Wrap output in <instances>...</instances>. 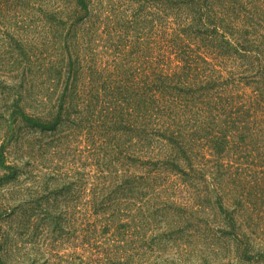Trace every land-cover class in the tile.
Here are the masks:
<instances>
[{
	"label": "trees",
	"instance_id": "obj_1",
	"mask_svg": "<svg viewBox=\"0 0 264 264\" xmlns=\"http://www.w3.org/2000/svg\"><path fill=\"white\" fill-rule=\"evenodd\" d=\"M122 1L98 51L92 0H0V264L41 234L51 264H264V0ZM86 178L97 217L62 233Z\"/></svg>",
	"mask_w": 264,
	"mask_h": 264
},
{
	"label": "rangeland",
	"instance_id": "obj_2",
	"mask_svg": "<svg viewBox=\"0 0 264 264\" xmlns=\"http://www.w3.org/2000/svg\"><path fill=\"white\" fill-rule=\"evenodd\" d=\"M127 5L128 4L122 0H92L91 15H93L94 20H96L95 22L96 25L94 27V30L88 31V35L87 33H85L84 35H85V38L87 39L95 38L94 44L98 46V51H103V48L106 46V44H108L105 33H102L103 29L105 28V25L102 19L106 18L105 16L110 17V19L107 20V23L109 20L110 21H114L115 19L122 20L126 15L131 13L130 11H126ZM109 24H111V22ZM150 32L151 31L149 30L148 35L150 34ZM123 42H127V40H124ZM249 91H251V89L248 88L247 92ZM82 147L83 146H81L80 148ZM69 152L67 153V155L69 154ZM64 156H66V154ZM84 156L85 154H80V152H77L76 156H73V158L70 155L68 157L66 156L67 159L65 161V169H69L70 167L75 166L77 167V170L80 172L84 173L85 171V173L90 172L88 173L90 175L95 174L97 172V167L95 165H89L86 168L82 166V162H84V159H85ZM206 157L210 158L211 156L208 153H206ZM57 159L58 157L54 159L56 160L54 164L62 168L61 163L57 162ZM88 162H90V159L87 161V163ZM131 171L134 174L139 173V170L137 169L135 171L134 167L133 169H131ZM86 182H87L86 190L84 189V191L81 194H79V198L77 199V201L76 200L74 201L73 211L70 209L68 211V216L65 217V219L63 220V224L65 225L68 223V227L63 228L64 231H62V233L67 232L69 227H70V231H68L67 233L75 232V230H78L80 226H82V224L84 228H86L87 225L93 223L97 217L95 215L91 216V211L87 210L89 208L86 205V202L91 199L90 188L93 185V179L86 178ZM181 196H185V193H182ZM127 201L122 202L124 207L128 210L127 217L130 219H132L133 217L134 219V217H136V215L138 214V211L136 210V208H138L140 204L137 203L133 205L134 204L133 200L131 202H127ZM61 206L64 208L66 205L65 203H61ZM145 209L146 207H144L143 210ZM72 213H73V216H71ZM160 218H161L160 216H157V224L154 226L155 228L152 233L153 236L159 234L161 232V229L164 226L163 220ZM124 220L125 219H123L122 222ZM40 232L42 233V231ZM90 235L93 238L92 240H96L97 242L96 244H102V245H103V242H106L108 240V236H109V234L106 236L102 235V233L100 232V229L96 230L95 233L93 234L90 233ZM39 236L40 237H36L35 239L36 246H33L32 244L34 243L26 240L25 237H22V238L16 237L14 239L16 242V246H15L16 252L18 254H28L29 258L33 259L34 249L35 250L40 249L41 255L35 262L32 261L31 262L32 264H51L55 261L57 262V260H54L53 258L50 259V256L46 254V250L48 249L46 248V245L43 241V235L41 234ZM144 236H145L144 243H146V248L143 249V252H145L146 256H150V259L154 258L158 254L159 251L157 247L160 248L161 251L163 250L162 248L163 246H166L167 250L170 249L169 247L171 246V244L169 243L167 244V241H164V240L156 241V239L154 240V238L153 240L150 239L151 231L149 230L148 226H147V231H145ZM66 237L67 235H63L62 240L57 241V243L55 244V250L52 251V255H54V253L58 254L59 256L64 255V254L68 255V254L75 252L77 255H80L82 256V258L86 259L90 256L91 253H95V249L89 248L87 242H85L84 244L77 243L78 241L74 242L73 238H69V240L67 241ZM92 240H90L89 242L92 243L93 242ZM150 247H152L153 250L149 251ZM160 255H163V254H160Z\"/></svg>",
	"mask_w": 264,
	"mask_h": 264
}]
</instances>
